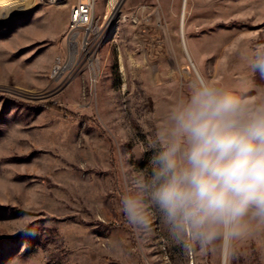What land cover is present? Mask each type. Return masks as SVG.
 Segmentation results:
<instances>
[{"label": "rangeland", "instance_id": "374dc122", "mask_svg": "<svg viewBox=\"0 0 264 264\" xmlns=\"http://www.w3.org/2000/svg\"><path fill=\"white\" fill-rule=\"evenodd\" d=\"M21 4L0 21V264H222V248L186 251L158 221L137 236L119 200L197 79L182 16L200 75L251 90L264 85L247 64L264 45V0H96L101 21L118 11L96 87L71 68L69 6ZM144 6L149 20L132 24ZM58 58L67 68L55 78ZM227 264H264V230L237 241Z\"/></svg>", "mask_w": 264, "mask_h": 264}, {"label": "clouds", "instance_id": "9594fccd", "mask_svg": "<svg viewBox=\"0 0 264 264\" xmlns=\"http://www.w3.org/2000/svg\"><path fill=\"white\" fill-rule=\"evenodd\" d=\"M247 64L264 80V45ZM163 125L147 167L125 178L119 211L132 232L158 221L186 251H230L264 230V85L237 91L201 74Z\"/></svg>", "mask_w": 264, "mask_h": 264}, {"label": "built area", "instance_id": "2783aa9c", "mask_svg": "<svg viewBox=\"0 0 264 264\" xmlns=\"http://www.w3.org/2000/svg\"><path fill=\"white\" fill-rule=\"evenodd\" d=\"M50 5L67 4L70 8L66 45L70 50L71 68L87 70L92 84L96 87L100 73V57L96 51L97 40L101 39L102 31L110 30L115 23L116 11L101 21L96 15V0H66V3H55L54 0H43ZM137 25L150 17L147 7H141L133 13ZM53 77L60 76L67 64L61 58L57 59ZM79 65L81 67H79Z\"/></svg>", "mask_w": 264, "mask_h": 264}, {"label": "bare ground", "instance_id": "6f19581e", "mask_svg": "<svg viewBox=\"0 0 264 264\" xmlns=\"http://www.w3.org/2000/svg\"><path fill=\"white\" fill-rule=\"evenodd\" d=\"M23 1H26V0H0V21L1 20H4L6 18H10V14L13 12V9H15L16 7H18L19 5H22L21 3ZM55 3H66V0H54ZM185 4H186V0H184V6L183 8L185 7ZM12 9V11H9L7 13H3L4 10L6 9H9L10 8ZM119 7V6H118ZM117 7V8H118ZM115 11H117V9H115ZM118 11L115 13L117 15ZM150 17H146L145 18V21H148ZM130 21L132 22V24L134 25H137V21H135V16L134 14H131V18H130ZM112 27V25H111ZM109 33H110V30H104L102 31V34H101V39H98L97 40V45H96V51L98 54H100V51L103 47V45L106 43L107 39H108V36H109ZM113 35V34H112ZM181 40H182V47L186 53V56L188 58V61L192 67V69L195 71L196 75H197V78L200 76V73L197 69V67L195 66L189 52H188V48H187V43H186V39H185V35H184V21H183V16H182V19H181ZM72 62V60H71ZM53 70H55V66L53 68ZM228 251L227 249H223V254H222V264H227V260H228ZM192 263V262H191ZM193 264H195L193 262Z\"/></svg>", "mask_w": 264, "mask_h": 264}, {"label": "snow or ice", "instance_id": "6c2138e0", "mask_svg": "<svg viewBox=\"0 0 264 264\" xmlns=\"http://www.w3.org/2000/svg\"><path fill=\"white\" fill-rule=\"evenodd\" d=\"M25 55H27V54H25Z\"/></svg>", "mask_w": 264, "mask_h": 264}]
</instances>
